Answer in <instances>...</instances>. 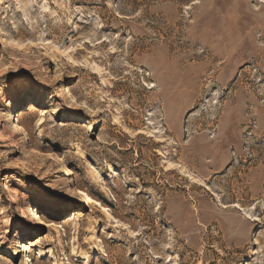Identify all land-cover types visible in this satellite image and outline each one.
Masks as SVG:
<instances>
[{
  "label": "rangeland",
  "instance_id": "1",
  "mask_svg": "<svg viewBox=\"0 0 264 264\" xmlns=\"http://www.w3.org/2000/svg\"><path fill=\"white\" fill-rule=\"evenodd\" d=\"M0 264H264V0H0Z\"/></svg>",
  "mask_w": 264,
  "mask_h": 264
},
{
  "label": "bare ground",
  "instance_id": "2",
  "mask_svg": "<svg viewBox=\"0 0 264 264\" xmlns=\"http://www.w3.org/2000/svg\"><path fill=\"white\" fill-rule=\"evenodd\" d=\"M45 61L46 60H44V58H40L39 59V63H43V65L45 64ZM45 65H48V64H45ZM41 73H43V78H44L45 81L52 82L55 85H58V83L60 82V78L63 75L62 69L56 64L51 65V67L50 66L43 67L42 70H41ZM43 114H46V112L43 111ZM10 131L14 135L15 134L23 135V141H22L23 144L28 142L27 141L28 139H27L26 135H24V130H23V128L20 125H13V127H12V129ZM42 157L45 158V159H49V154H42ZM62 172L65 175H69V172L66 169H62ZM117 175H118L117 172L113 171V176L116 177ZM72 192L76 193L77 196H82L83 195L82 192L79 189H77V188H73ZM54 205H55V208H58V209H60V208L71 209L70 206H68L67 204H54ZM45 214L46 213L43 214L41 211H39L37 209L33 212V214H31V220L33 222H35L37 224V228H39L37 230L38 233L39 232L40 233L43 232L44 228L49 227L48 224L46 223L45 219H44L46 217V215H47V214L46 215ZM98 248L100 249L101 246H98ZM28 251H29V248L27 246H24V245L21 246L20 245V246H18V248H17V250L15 252L16 253L15 255L19 256L22 253H24V252L26 253ZM100 251H101V249H100Z\"/></svg>",
  "mask_w": 264,
  "mask_h": 264
}]
</instances>
